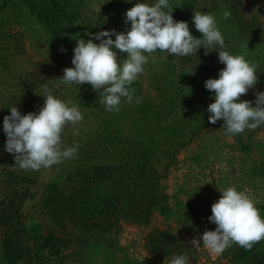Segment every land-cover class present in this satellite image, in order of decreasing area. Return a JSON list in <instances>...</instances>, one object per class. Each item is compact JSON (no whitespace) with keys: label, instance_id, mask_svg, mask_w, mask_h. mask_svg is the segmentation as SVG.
<instances>
[{"label":"rangeland","instance_id":"374dc122","mask_svg":"<svg viewBox=\"0 0 264 264\" xmlns=\"http://www.w3.org/2000/svg\"><path fill=\"white\" fill-rule=\"evenodd\" d=\"M137 2L151 6L156 0L87 1L81 4L82 14L87 18L85 26L93 30L96 27L93 33L109 30L115 21H122L126 11ZM169 4L173 10L177 6H188V12L179 20L188 23L194 37L202 38V34L193 23V11L211 13L225 40L224 50L233 55H243L248 61L252 58L261 60L264 45L251 41L248 31L237 22L236 11L240 10V19L247 18L256 7H264V0H241L239 6L224 0H169ZM224 11L232 14L228 20L222 15ZM245 43L248 49L242 47ZM164 54L160 50L144 53L148 62L140 74L141 91L153 96V90L148 86L149 79L155 73L167 70L171 80L175 79L182 91L174 97V107L168 109L164 105L141 116L135 112L138 91H134L131 103L122 97L120 110L112 113L100 103L101 98L92 97V93L97 91L91 84L78 86L60 82L58 78L64 75L63 70L73 67L72 60L55 59L43 40L29 42L17 35L0 40V207L13 198L18 221L11 228L0 226V264H20V260L8 263L3 252H17L18 248L21 252L25 244L35 248L38 236L46 232L69 240L64 250L65 264H124V259L169 264L173 257L180 255L187 257L188 264H227L224 252L219 255L211 253L204 248L202 239L199 248L193 247L190 241L202 237L205 230H215L216 224L208 218L212 214L211 205L222 195L219 188L232 186L237 191H246L255 203L264 200V125L230 134L223 119L215 124L209 122L207 107L214 102L215 94L205 88L204 82L219 77L214 66L210 67L211 73H205L199 65L205 58H211L224 68L225 65L218 60L217 50L206 55L201 47L196 56L174 57L167 61L170 63L167 70L166 66H160ZM45 84L56 98L66 103L71 101L69 106L75 105L81 112L83 120L66 125L61 137L63 148L79 147L73 158L64 159L49 168L23 170L15 164L14 154L5 149L7 136L3 130V119L13 106L22 115L38 113L44 105V97L36 93ZM259 91L256 85L240 100L251 101L254 105L255 94ZM106 127L114 131L117 137L114 144L118 148L143 143L152 146L155 150L153 156L162 162L174 161L164 170L159 188L180 203L170 214L161 215L151 207L145 217L119 220L102 234L89 232L83 235L82 240H75L73 236L78 232L72 231L64 218L46 211L42 205L43 196L52 182L59 191L67 193L78 172L86 171L90 164L102 160V157L108 160L113 158L110 156L113 154L114 158L119 157L116 152L105 154L102 151V157L88 154L100 145L101 131ZM244 145L248 148H243ZM192 154L197 156L198 165L186 167L181 161ZM191 186L203 189L193 192ZM20 228L29 236L21 237L20 232L17 237L8 236L7 243H3V234ZM161 231H167V235L161 236ZM70 236L74 241L70 242ZM157 244L162 246L159 250L165 248V252L154 250Z\"/></svg>","mask_w":264,"mask_h":264},{"label":"clouds","instance_id":"9594fccd","mask_svg":"<svg viewBox=\"0 0 264 264\" xmlns=\"http://www.w3.org/2000/svg\"><path fill=\"white\" fill-rule=\"evenodd\" d=\"M172 11L169 0H156L151 6L137 2L125 14V23L131 22L130 30H104L90 33L93 38L87 41L78 39L73 50V67H66L64 75L58 79L65 85L91 84L93 90L101 94L100 103L105 109L118 112L122 97L128 103L133 100L134 89L128 86L144 71L143 65L148 62L144 53L160 50L186 57L196 56L201 47L206 55L217 50L218 60L225 67L219 71V78H209L204 82L205 88L215 94L214 102L207 107L209 122L215 124L223 119L230 134L264 125V91L256 92L254 105L251 101L240 100L249 89L255 88L258 64L246 60L243 55H233L224 50L225 40L211 13L193 11V23L202 34V38H196L186 21L174 20ZM222 15L228 20L232 14L224 11ZM94 39L100 40V43H94ZM242 47L248 49L247 43ZM113 48L126 53L127 57L118 60ZM60 50L66 51L63 46ZM36 94L44 97V105L38 113L22 115L13 106L10 114L3 119V130L7 136L5 149L14 154L15 164L23 170L49 168L64 159L73 158L79 147L63 148L61 139L66 125L83 120L78 107L69 106L71 101L66 103L56 98L47 84L42 85ZM141 99L137 98L136 102L139 103ZM219 190L222 195L211 205L212 214L208 218L216 224L215 230H205L202 237L193 238L190 243L199 248L202 239L204 248L217 255L232 244L250 251L255 244L264 240V219L246 191H237L232 186ZM169 264H188L187 257L175 256Z\"/></svg>","mask_w":264,"mask_h":264},{"label":"trees","instance_id":"16d2710c","mask_svg":"<svg viewBox=\"0 0 264 264\" xmlns=\"http://www.w3.org/2000/svg\"><path fill=\"white\" fill-rule=\"evenodd\" d=\"M87 1L90 0H0V40L9 35L22 36L29 42L43 40L55 59L71 61L77 40L83 38L87 41L93 38L89 35L90 33L95 34L93 31L96 27L93 30L89 26H85L87 18L81 10L82 5ZM224 1L235 6L241 5V0ZM186 7L188 6H177L172 11L174 20L178 21L183 18L184 14L188 12ZM238 11L240 12V10L236 11V17L241 28L244 27L248 31L249 38L253 43L264 45V26H262L264 7H256L247 18L242 19L239 18ZM259 19L262 21L260 22ZM130 27L131 22L126 24L125 18H123L122 21H115L109 30L127 32ZM112 39H115L114 33ZM93 42L99 44L100 40L94 39ZM61 46L66 51H61ZM113 50L117 52L118 60L127 57L126 53H121L115 48ZM164 53L160 66L163 68L166 66L167 70V64L170 65L167 61L179 56ZM249 61L258 64L256 85L261 91H264V54L259 61L254 58ZM211 65L215 67V74L219 77V71L222 69L219 62L205 58L199 66L205 73H211ZM166 72L155 73L149 79L148 86L153 90V96H147V92L141 91L140 74L128 86L130 89L138 91L137 98H142L135 105L137 115L142 116L149 110L153 111L164 105L168 109L176 105L173 102L174 97L182 89L176 84L175 79L171 80V76ZM169 73L172 72L169 71ZM92 97L102 98L99 92H93ZM101 132L100 145L94 147L88 154L101 155L102 157V151L105 154L116 152L119 157L114 158L115 154L110 155L113 157L111 160L102 157V160L90 164L86 171L78 172L67 193L59 191L52 182L42 200V205L47 212L60 219L64 218L70 224L71 230L78 232L72 236L79 241L82 240L85 233H104L119 220L130 221L145 217L151 207L156 208L157 213L161 215L170 214L177 209L180 203L173 200L162 188H159V179L163 176L164 170L174 161L162 162L153 156L154 148L143 145V143L135 146L123 145L118 148L114 144L117 137L113 130L106 127ZM243 148L247 149L248 147L244 145ZM181 162L186 167L197 166L198 158L192 154L184 157ZM190 189L193 192H198L203 188L191 186ZM255 206L261 218L264 219V200L256 202ZM14 210V199L6 200L5 205L0 207V226L11 228L17 224L16 211ZM111 218L112 220L105 225V222ZM20 232H22L21 237L29 236L22 228L16 231L10 230L7 234L2 235L3 243H7L8 236L17 237ZM159 234L167 235V231H161ZM72 236H70V242L74 241ZM37 241L35 248L25 244V248L21 252H19V248L16 250L17 252H3L5 260L8 263L20 260V264H65L63 258L69 241L67 238L62 239L51 232H46L39 235ZM161 248L162 246L158 244L153 247L156 251L165 252V248L159 250ZM224 255L227 258V264H264V240L255 244L250 251L237 244H232L224 251ZM123 263L148 264L129 259H124Z\"/></svg>","mask_w":264,"mask_h":264}]
</instances>
